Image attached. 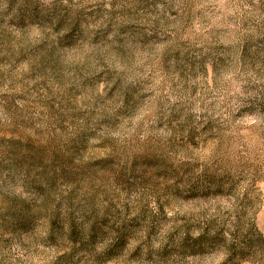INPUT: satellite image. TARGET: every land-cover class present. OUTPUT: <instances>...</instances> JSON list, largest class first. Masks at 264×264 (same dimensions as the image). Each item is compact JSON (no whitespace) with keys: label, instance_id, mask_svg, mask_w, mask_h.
<instances>
[{"label":"rangeland","instance_id":"obj_1","mask_svg":"<svg viewBox=\"0 0 264 264\" xmlns=\"http://www.w3.org/2000/svg\"><path fill=\"white\" fill-rule=\"evenodd\" d=\"M0 264H264V0H0Z\"/></svg>","mask_w":264,"mask_h":264}]
</instances>
